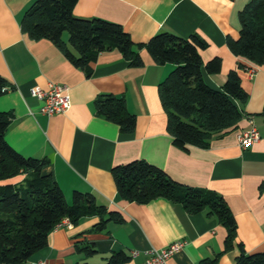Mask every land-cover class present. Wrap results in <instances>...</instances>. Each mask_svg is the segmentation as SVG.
I'll list each match as a JSON object with an SVG mask.
<instances>
[{"label":"crops","instance_id":"1","mask_svg":"<svg viewBox=\"0 0 264 264\" xmlns=\"http://www.w3.org/2000/svg\"><path fill=\"white\" fill-rule=\"evenodd\" d=\"M34 0H0V75L11 87L0 95V110L12 114L5 132L7 143L23 156L46 157L50 173L70 203L74 191L91 192L99 204L121 213L123 222H109L103 231H92L99 220L85 216L71 226L54 228L47 245L26 264H73L103 262L112 251L130 259L123 264H143L145 251L181 240L183 247L166 264H198L217 256V264H233L239 244L246 253L264 251V63L256 65L234 55L227 38L239 35L238 12L248 0H77L76 17H99L120 23L134 42L169 31L181 37L196 34L205 46L199 50L202 77L218 89L230 69H238L247 92L238 104L243 116L234 127L215 132L210 145L177 148L166 129L158 83L174 67L157 64L145 48L139 50L141 66H131L117 51L101 53L90 76L75 67L49 40L30 39L20 20ZM68 42V34H63ZM218 56L220 70L208 73L204 63ZM49 82L65 84L70 108L53 115L40 113L41 102L29 93ZM100 93L123 96L127 110L136 116L132 133L95 113L93 101ZM254 125L259 138L242 148L240 131ZM144 159L163 169L175 181L206 187L220 193L236 221V237L225 248L226 228L204 212L188 213L164 197L146 203L129 202L116 190L111 168ZM23 176L0 180L17 182ZM92 244L96 253L87 256L76 245ZM137 251L135 256H131Z\"/></svg>","mask_w":264,"mask_h":264},{"label":"trees","instance_id":"2","mask_svg":"<svg viewBox=\"0 0 264 264\" xmlns=\"http://www.w3.org/2000/svg\"><path fill=\"white\" fill-rule=\"evenodd\" d=\"M77 0H34L25 10L21 31L32 40L49 39L75 67L90 76L97 57L117 51L131 66H141L139 50L145 48L157 64L174 67L158 83L161 105L166 113V129L177 148L193 145L206 148L215 132L234 127L243 113L238 104L248 98L242 88L238 69H230L220 88L210 87L202 77L199 50L205 42L196 34L181 37L169 31L134 42L120 23L99 17L81 18L73 14ZM239 35L228 37L230 51L256 65L264 63V0H248L238 12ZM67 32L68 42L63 39ZM215 56L204 63L208 73L220 70ZM11 87L0 75V95ZM95 113L115 123L119 131L132 133L136 116L127 110L125 98L100 93L93 101ZM264 117V104L259 113ZM12 114L0 110V180L23 177L17 182L0 184V264H26L47 245L48 234L63 218L75 224L85 216L99 220L92 231H103L109 222L121 223L120 212L99 204L91 192L74 191L71 202L50 173L44 172L46 157L23 156L5 140ZM119 195L129 201L146 203L164 197L180 203L188 213L204 212L226 228L225 248L236 237V221L224 197L213 189L175 181L163 169L144 159H134L111 168ZM78 252L96 253L92 244L76 245ZM130 257L112 251L103 262L79 261L73 264H123ZM63 264V263H61ZM198 264H217V256L203 258ZM233 264H264V251L246 253L239 244Z\"/></svg>","mask_w":264,"mask_h":264},{"label":"built area","instance_id":"3","mask_svg":"<svg viewBox=\"0 0 264 264\" xmlns=\"http://www.w3.org/2000/svg\"><path fill=\"white\" fill-rule=\"evenodd\" d=\"M31 96L41 102L39 111L45 115H53L67 111L71 106V100L68 93V87L65 84L49 82L45 88L34 85L29 88ZM259 138V132L254 125L250 128L240 131L238 134V144L245 148L253 141ZM71 226L67 218L60 220L55 228L61 226ZM184 245L181 240L172 242L162 248H151L145 251L146 258L143 264H166V261ZM137 251H133L131 256H135Z\"/></svg>","mask_w":264,"mask_h":264},{"label":"rangeland","instance_id":"4","mask_svg":"<svg viewBox=\"0 0 264 264\" xmlns=\"http://www.w3.org/2000/svg\"><path fill=\"white\" fill-rule=\"evenodd\" d=\"M65 33H67V32H65Z\"/></svg>","mask_w":264,"mask_h":264}]
</instances>
